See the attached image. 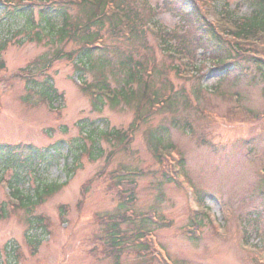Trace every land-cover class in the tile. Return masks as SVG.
<instances>
[{"label":"rangeland","instance_id":"obj_1","mask_svg":"<svg viewBox=\"0 0 264 264\" xmlns=\"http://www.w3.org/2000/svg\"><path fill=\"white\" fill-rule=\"evenodd\" d=\"M161 1L148 2L155 6ZM227 1L236 14L250 15L244 0ZM170 4V11L157 14L158 24L175 31L178 45L192 47L193 39L200 34L180 18L191 6L183 0ZM240 4L241 10H237ZM17 10L0 5V65H4L0 67V145L32 144L49 151L44 165L38 168H44L40 175L4 170L0 164V178L4 177L0 205L7 209L5 216H0V264H153V259L133 246L121 254L104 250L106 234L99 220L127 211L111 189V172H120L124 167L143 173L138 178L131 212L143 216L155 210L164 218L162 227H155V236L174 264L263 263L264 119L259 115H264V77L252 65H237L221 81L222 72L204 61L201 53L196 55L195 63L201 69L191 71L194 78L179 77L173 69L181 59L165 56L156 36L147 33L142 40L141 58L161 71L147 81L161 97L170 95L171 100L160 114L144 122L125 151L107 134L124 133L133 127L138 98L130 105L124 101L116 106L105 102L95 110L76 84L73 65L61 60L36 78L40 83L50 79L61 97L55 101L59 111H51L38 91H29L25 78L19 75L40 57H52L55 44L48 37L41 44L27 43V31L21 32L27 23ZM71 13L76 15L75 11ZM141 18L143 26L152 20L146 15ZM111 85L119 87L114 82ZM236 95L239 100L231 98ZM204 111L214 119L208 117L205 122ZM173 119L186 121L183 129L170 127ZM163 124L170 128L169 134L163 135L165 144H174L184 155L187 182L200 197H208L205 207L210 218H199L200 239L189 240L184 235L186 227L192 225L189 202L195 204L194 193L191 197L183 177H179L180 185L168 183L164 169L148 150L147 131ZM79 125L91 133L89 138L83 136ZM75 155L80 157L76 160ZM18 175L25 179L20 188L26 196L44 185L58 188L32 208L33 212L26 213L11 207L3 185ZM39 217L44 219L45 230L36 226ZM211 221L213 224H208ZM129 232L133 233V228ZM12 249L16 251L8 253Z\"/></svg>","mask_w":264,"mask_h":264},{"label":"trees","instance_id":"obj_2","mask_svg":"<svg viewBox=\"0 0 264 264\" xmlns=\"http://www.w3.org/2000/svg\"><path fill=\"white\" fill-rule=\"evenodd\" d=\"M15 1V0H14ZM29 6H22L19 9V15L26 21L23 28L26 31L41 29L44 36L48 37L55 47L58 46L53 52L54 56L41 58L43 68L46 65H51L53 62L67 60L78 62V70L81 72V79L83 80L87 92L91 95L92 90H97L99 93L108 92L114 93V99L110 101L113 106H116L123 100L126 104L130 105L136 97L138 98L137 115L135 118L136 125H143L148 123L150 118L160 113H152L149 119L143 118L144 114L149 115L152 112L153 105L158 103L161 99L159 91L152 89L153 85L147 81V72H151L154 76L161 71L157 72V68H151L148 61L141 58V51L143 48V38L146 37L148 28L143 26L141 16L153 17L154 24L157 26L156 15L159 11H170L168 6H172L175 0H162L161 3H156L152 6L149 0H29ZM185 3L192 2L191 10L186 14H181L180 18L187 24L190 29L191 26L195 27L200 36L197 40L193 39V48L177 44L175 34L165 33L160 36V46L168 57L176 59H190L193 61L196 57L198 50H202L206 55L212 57V60L229 76L234 72L237 65H252L257 72L264 77V51L259 50L257 46L264 45V0H244V3L249 6L251 13L248 16H238L234 10L229 9L227 0H223L221 7L222 11L220 17L222 24L218 25L210 22L209 13L207 14L206 5L200 0H183ZM214 1V0H209ZM12 2V0H10ZM21 2V0H17ZM17 6V5H15ZM20 6V5H19ZM237 6V10H241ZM209 7V5H207ZM213 4H210V8ZM108 10V12H107ZM71 11H75L76 15L72 16ZM206 11V12H205ZM12 15V14H11ZM60 23V24H59ZM129 24L131 39L122 40L119 35L123 28H127ZM230 24L233 32L224 30L223 24ZM158 27V26H157ZM184 27V26H183ZM160 31V29H159ZM23 32V30L21 31ZM38 32V31H37ZM186 32V31H185ZM39 33V32H38ZM225 34L233 37L228 40ZM39 41L42 39L39 34H36ZM180 39L183 35L180 34ZM30 37V36H29ZM173 39L175 42L169 44L168 40ZM32 40V39H30ZM102 42L104 50L96 48V43ZM126 42V43H122ZM182 43V42H181ZM191 44V41H189ZM253 44V45H250ZM59 45L61 47H59ZM126 47V49H125ZM135 47V49H132ZM68 48H71L70 50ZM146 48V47H145ZM254 54V55H253ZM180 57V58H178ZM141 58L142 60H140ZM232 60V65L228 61ZM185 62V61H184ZM35 63L34 65H37ZM175 65V64H174ZM248 68V67H247ZM246 68V69H247ZM179 71L181 67H178ZM151 70V71H149ZM249 71V69H247ZM27 73L33 75L31 67ZM37 74V73H36ZM90 75L93 81L90 83L86 78ZM150 75V76H151ZM243 75V74H242ZM153 76V77H154ZM223 77V80L224 78ZM245 76V75H243ZM152 77V78H153ZM155 79V78H153ZM152 79V80H153ZM119 86L117 89L111 87V82ZM35 84V83H34ZM39 94L49 101L59 100L61 98L55 91L52 83L46 82L41 85ZM264 90V89H263ZM200 92V90H198ZM264 94V93H263ZM152 97L156 103L152 102ZM92 103L96 109L104 104L105 98L99 94L97 98L91 96ZM153 100V101H154ZM139 108V109H138ZM199 110V108H198ZM186 121L182 123L177 119L170 121V127L174 129H183ZM180 126V128H179ZM169 126L160 125L151 131L148 135L149 143L156 160L163 164V158L160 155V148L175 149L174 144H165L163 135L169 134ZM118 135V145L125 144L127 135L120 132H115ZM77 155L75 158L77 160ZM46 160V155L42 150L26 146H7L0 145V164L4 168L10 170L28 172L33 171L32 168L40 166ZM165 179L168 183L172 181L165 173ZM14 180V178H13ZM22 179L20 175L15 178L16 196L23 202L21 208L26 213L33 212L32 208L37 205L36 201H44V197H51L54 189L58 188L56 185L44 186L38 188L36 194L24 196L19 187ZM130 179L120 178L114 180L111 189L117 190V185L123 187L121 192L116 193L118 199L131 202L135 198L137 181L131 179L135 186L126 184ZM10 182V185H12ZM5 207L0 208L2 217L7 213ZM5 213V214H4ZM119 218V217H117ZM125 215L120 216V220L124 221ZM147 216L142 217L137 222H130V227L142 231V228L150 229L151 223L146 220ZM36 226L39 224L42 230L44 219L39 217L36 220ZM109 225L105 229L107 234L106 239L114 244L118 237L122 234L121 225L114 223L113 218L108 217ZM33 224V223H32ZM39 230V229H38ZM145 245H143L144 247ZM136 249V248H135ZM138 252L140 249H137ZM14 252V249L11 250ZM143 256L149 257L145 250H142Z\"/></svg>","mask_w":264,"mask_h":264}]
</instances>
